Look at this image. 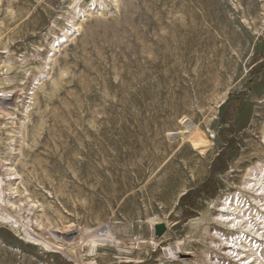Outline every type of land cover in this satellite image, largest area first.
I'll return each instance as SVG.
<instances>
[{"label":"rangeland","instance_id":"obj_1","mask_svg":"<svg viewBox=\"0 0 264 264\" xmlns=\"http://www.w3.org/2000/svg\"><path fill=\"white\" fill-rule=\"evenodd\" d=\"M0 264H264V0H0Z\"/></svg>","mask_w":264,"mask_h":264},{"label":"bare ground","instance_id":"obj_2","mask_svg":"<svg viewBox=\"0 0 264 264\" xmlns=\"http://www.w3.org/2000/svg\"><path fill=\"white\" fill-rule=\"evenodd\" d=\"M186 123H187V121H186ZM187 125V128L191 131V132H193L194 131V125L193 124H191L190 122L189 123H187L186 124ZM197 130V129H196ZM261 181V180H260ZM108 233L109 232H107L106 230H105V228H102L101 230H99V232H98V235L101 237V239H100V241L102 242H107L108 244H113V245H115V246H119V243L118 242H113L111 239L110 240H108ZM111 234H113V233H111ZM113 237V236H112ZM99 241V240H98ZM97 241V242H98ZM115 241V240H114Z\"/></svg>","mask_w":264,"mask_h":264},{"label":"water","instance_id":"obj_3","mask_svg":"<svg viewBox=\"0 0 264 264\" xmlns=\"http://www.w3.org/2000/svg\"><path fill=\"white\" fill-rule=\"evenodd\" d=\"M166 230H167V226L164 223H160L155 226V234L158 236L163 235Z\"/></svg>","mask_w":264,"mask_h":264}]
</instances>
